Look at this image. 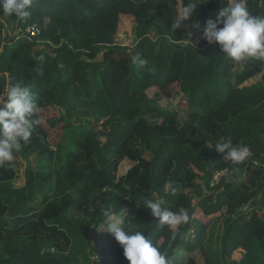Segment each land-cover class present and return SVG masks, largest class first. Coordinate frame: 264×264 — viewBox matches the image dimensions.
Segmentation results:
<instances>
[{
    "label": "trees",
    "instance_id": "1",
    "mask_svg": "<svg viewBox=\"0 0 264 264\" xmlns=\"http://www.w3.org/2000/svg\"><path fill=\"white\" fill-rule=\"evenodd\" d=\"M187 4H197L194 15L172 30ZM229 4L34 0L24 20L0 11V97L10 83L28 87L40 121L0 165V264H128L107 232V209L169 264H264V60L234 61L202 38L205 21ZM247 7L264 17V0ZM122 16L133 19L131 47L116 43ZM32 25L39 36L21 38ZM152 88L164 99L181 95L185 108L160 107ZM56 108L65 127L54 148L40 112ZM225 138L250 156L225 161L215 150ZM123 163L131 166L118 176ZM222 171L228 176L214 183ZM169 180L175 194L164 188ZM147 199L187 211L188 222L161 225L143 207Z\"/></svg>",
    "mask_w": 264,
    "mask_h": 264
},
{
    "label": "clouds",
    "instance_id": "2",
    "mask_svg": "<svg viewBox=\"0 0 264 264\" xmlns=\"http://www.w3.org/2000/svg\"><path fill=\"white\" fill-rule=\"evenodd\" d=\"M34 0H0V11L14 15L20 20L31 16L30 9ZM197 4H187L180 10L177 19L171 24L172 30L180 27L183 21L194 15ZM222 24V27L219 25ZM198 27V25H195ZM191 33L188 34L191 43ZM202 38L209 44H216L220 51L234 61L241 62L248 57L264 60V17H253L247 7V0H230L229 6L220 8L216 19L205 21ZM43 60V57H40ZM134 62L143 65L145 61L138 56ZM0 165L11 162L14 152L19 151L21 141L27 143L32 135V127L39 120L32 117L38 110L35 95L21 83H10L6 98L0 97ZM216 152L222 154L225 161L239 164L249 155L247 146L235 147L230 139H220L215 144ZM164 188L175 194L174 183L169 180ZM160 200L147 199L144 208L152 217L158 218L161 225L176 227L187 223V211L173 212L161 206ZM107 232L112 234L121 246L128 264H169L166 256L140 231L128 232L123 227L124 220L110 209L104 211Z\"/></svg>",
    "mask_w": 264,
    "mask_h": 264
},
{
    "label": "rangeland",
    "instance_id": "3",
    "mask_svg": "<svg viewBox=\"0 0 264 264\" xmlns=\"http://www.w3.org/2000/svg\"><path fill=\"white\" fill-rule=\"evenodd\" d=\"M178 10L180 12V9ZM133 26H134V23H133L132 18L124 17V16L121 17L120 25L118 27L117 36H116L117 44L125 46V47L132 46V42L134 39L133 32H132ZM48 36H50V38L53 41H55L57 38L56 34L48 35ZM173 87H174V90L177 89L176 86H173ZM148 96L154 102H159V105L162 108H167L169 110H177V109L185 108L183 104L184 99L181 97V95L173 99H164L162 94L156 88H152L148 90ZM40 118H41V122L44 128L48 132L49 142L55 148L60 142H63V131L65 127V122L62 120V113L57 108L49 109L47 111L40 112ZM73 120L74 122H76L79 120V117L75 116ZM30 161L31 163H34L35 162L34 157H32ZM18 162H21V161L18 160ZM130 166L131 165L129 163L121 164L118 170V176L123 175ZM15 168L17 169L18 175L20 176L17 182L15 183V186L21 187L23 186V182H24L23 180L24 167L18 165V166H15ZM211 210H212L211 213H214V214L217 213L216 211H214V209H211ZM195 215L199 217L200 219H204L203 213H201V211L200 212L198 211L197 213H195ZM211 217H214V216L212 215ZM232 257L233 259L238 260L241 257V253L235 252L232 255ZM197 260L199 263H202V260L200 257H197Z\"/></svg>",
    "mask_w": 264,
    "mask_h": 264
},
{
    "label": "built area",
    "instance_id": "4",
    "mask_svg": "<svg viewBox=\"0 0 264 264\" xmlns=\"http://www.w3.org/2000/svg\"><path fill=\"white\" fill-rule=\"evenodd\" d=\"M1 30V28H0ZM40 34V30L36 25L28 26L25 28V30L21 33V38H27L29 40L38 37ZM18 35V34H17ZM19 38V37H18ZM250 156V152L249 155ZM228 176V172L222 171V172H217L213 176V182L218 183L223 177Z\"/></svg>",
    "mask_w": 264,
    "mask_h": 264
},
{
    "label": "water",
    "instance_id": "5",
    "mask_svg": "<svg viewBox=\"0 0 264 264\" xmlns=\"http://www.w3.org/2000/svg\"><path fill=\"white\" fill-rule=\"evenodd\" d=\"M0 23L2 24V26H3L4 28H6V23L4 22V20H1ZM8 33H9V31H8ZM16 33H17V31L14 30V31L12 32V36H15ZM0 107H2V105H0Z\"/></svg>",
    "mask_w": 264,
    "mask_h": 264
}]
</instances>
